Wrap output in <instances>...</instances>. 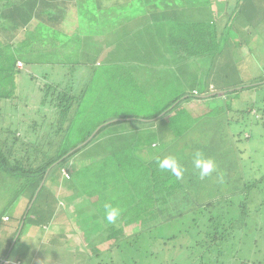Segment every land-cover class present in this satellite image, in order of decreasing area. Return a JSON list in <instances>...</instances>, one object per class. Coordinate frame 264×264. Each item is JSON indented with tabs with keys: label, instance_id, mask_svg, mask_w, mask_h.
Returning a JSON list of instances; mask_svg holds the SVG:
<instances>
[{
	"label": "trees",
	"instance_id": "trees-1",
	"mask_svg": "<svg viewBox=\"0 0 264 264\" xmlns=\"http://www.w3.org/2000/svg\"><path fill=\"white\" fill-rule=\"evenodd\" d=\"M226 2L225 12L217 10L214 16L211 0H0V169L11 180L6 178L11 188L9 204L27 199L3 254L5 260L0 264L8 261L21 236L33 251L30 249L29 258L19 259L20 262L29 264L34 255L43 251L56 253L59 237L43 244L45 229L60 217L58 212L62 208L56 210L58 202L73 199L77 201L75 208L84 214L78 227L97 250L86 256L84 264H105L101 261L105 252H110V264H142L148 257L158 256L166 264L248 263L253 243L249 239L255 234L257 240L263 237L258 218L264 221V160L254 159L255 164H249L251 159H247L240 168L233 169L237 171L232 176L228 171L233 165L228 166L230 162L225 156L234 150V135L240 136L242 132L245 141L252 135L241 125L246 112L250 115V107H239L238 98L234 101L231 95L255 90L260 96L252 105H258L261 116L264 112V65L258 76L253 66L264 40L256 32L258 44L254 40L244 43L238 39L242 29L236 25L242 17L247 23L259 13L264 17V0ZM11 12L14 16H10ZM111 33L116 36L114 40L99 41ZM101 45L102 49H95L96 56H88L89 51ZM105 47L113 50L108 54V64H97ZM242 47H248L246 53ZM64 48L71 52L63 53ZM224 48L257 57L245 68V64L240 65L250 79L238 76L232 57L227 55L237 74V81L228 80L229 65L222 72L223 67L215 61L221 60L219 52ZM155 53L163 59L166 55L174 56L181 64L206 66L201 73L203 91L193 88L160 107L161 100L156 98H165L182 82L176 80L168 63H155ZM31 54L39 57L41 63H48L45 73L35 75L16 68L17 58L27 64ZM59 54L65 60L58 59ZM214 69L219 70L213 74ZM8 70H15V75L10 78ZM18 76L20 80H16ZM27 81L29 96L24 89ZM108 92H112L114 106H120L119 100L128 101L130 96L142 94L154 98L153 106H159V110L144 117L120 115L118 111L112 117L114 120L101 121L81 133L88 120H93V111L102 110ZM191 99L199 100L198 106L206 105L200 121L219 116L223 128L219 130L225 132L228 146L207 147L208 150L202 147L200 152L205 157L220 161L216 168L219 172L204 178L192 167V159L175 155L186 168L183 178L178 180L158 169L155 158L167 156L163 142L168 144L180 134L162 138L156 130L152 134V127L158 116L167 115ZM184 113L186 110L178 112L180 120L174 115L166 119L163 129L183 128ZM228 113L241 114L236 119L229 118ZM260 123L264 126V120ZM128 124L132 125L130 130ZM244 150L237 149L241 160ZM53 179L57 185H52ZM202 187L209 190L206 196L210 197L219 190L222 195L221 190L225 189L228 195L223 196L224 209H212L217 205L213 202L202 204L203 197H196ZM94 194L96 199L92 200ZM105 203L121 209L116 223L107 222ZM92 207L101 214L91 218ZM208 207L211 209L206 215ZM122 222H126L124 229H130L129 232L121 231ZM33 231L34 234L29 233ZM92 234L95 236L90 239ZM153 243L160 245L153 249ZM242 252L243 258L247 257L243 261ZM114 258L121 260L116 262ZM61 259L58 264L64 263ZM249 260L264 264V255Z\"/></svg>",
	"mask_w": 264,
	"mask_h": 264
},
{
	"label": "rangeland",
	"instance_id": "rangeland-1",
	"mask_svg": "<svg viewBox=\"0 0 264 264\" xmlns=\"http://www.w3.org/2000/svg\"><path fill=\"white\" fill-rule=\"evenodd\" d=\"M226 0H211V6H212V12L213 15L216 16L217 14V10L220 11V9H224L223 13L226 10L227 4H226ZM55 9V8H54ZM10 8L7 7V11H9ZM14 16L13 12H11L10 16ZM263 13H259L257 15V18H255L254 20L251 19L250 23L244 22L243 17L240 18L238 21H236V25L238 28L242 29V37H238V39H240L241 41H243L244 43H248V42H252L253 40L256 42V44L259 43V40L256 37V32L261 33V36L263 37L264 40V17L262 16ZM224 15L221 14V17H223ZM220 17V16H219ZM263 20V22H262ZM240 21L247 23V24H242ZM6 25H4V27L2 28L4 30ZM2 27V26H1ZM1 27H0V32H1ZM19 33H16L15 35H17ZM14 35V34H13ZM115 34H107L105 37H103L101 40H99L100 42H104L103 39L107 40H114L115 39ZM106 45V43H105ZM228 46L230 47V45L228 44ZM257 47V46H256ZM261 47V46H260ZM96 48L102 49V45L101 46H97L95 47L92 51H89L88 56L94 57L97 55L96 53ZM106 49L103 50V52L100 54L99 59H97V64L99 62H103L104 64H108V54L111 53L113 50L109 47H105ZM243 49H245V53L246 50L248 49V47H242ZM65 49V48H64ZM61 49V51L63 53H68L71 51H67L66 49ZM257 49H259L257 47ZM116 50H114L115 52ZM8 52V49H7ZM240 51H235L232 52L231 49H221V51L219 52V55H222L223 57L220 59H216V63L219 64V67H223L222 68V72L224 71V68H227V65L230 64V59L227 57V55H230V57H232V61L233 64L235 65V68H237V72H238V76L240 78H242L244 80V78L246 79H250V77H248V74L243 73V71L241 70L243 67L240 65L241 64H245L244 68L246 67V65L248 66V64L250 63V61L252 62V58L254 57L253 54L250 55H243V54H239ZM242 52V51H241ZM243 52V53H244ZM154 55V54H153ZM156 56H158L155 53ZM257 55H259L258 57V61H255V65L254 69H255V73L257 76L259 75V73L261 74L263 72V67L262 65H264V43L262 44V47L257 51ZM61 55L59 54V58L60 60H65L64 58L60 57ZM155 57V56H154ZM255 59L257 57H254ZM28 63L25 64V62L22 59L17 58L16 60V68L19 70H24L25 72H30L32 74L35 75H39L41 73H45L47 71V67H48V63L46 62L45 64L42 62L41 63V59H39V57H34L33 54H31L30 56H28ZM39 59V60H38ZM84 59V58H83ZM154 59V58H153ZM38 60V61H37ZM112 60V58H111ZM160 60V61H158ZM223 60V61H222ZM179 60H175L174 56L169 57L168 55H166V58H162V55L159 54V56L157 57V64H169L172 69L174 70V75L176 78V80L179 79V81L182 82V84H176L175 89L173 90V92H171V94L167 95L165 98H163V96H161L160 98L157 97L156 100H161L159 101V106H163L165 105L167 102H171L173 100L174 97H178L179 94L181 93H186V91L188 93H190L189 91L193 88H196L197 90H199V92L203 91V77L201 75V73L204 72V69L206 68V66L204 65H199V64H194L193 62H188V63H182L178 62ZM34 64H31V63ZM37 64H36V63ZM91 62V61H90ZM40 63V64H38ZM50 64V63H49ZM181 64V65H180ZM231 65V64H230ZM229 65V67L227 68V70H229V72L226 73L228 80L231 81H237V74L235 73V71H233V69L231 68V66ZM261 66V68H260ZM253 68V67H252ZM143 73H145V69H142ZM215 71L213 72V74L217 73V69H214ZM217 70V71H216ZM9 74H10V78L11 76L15 75V70H8ZM251 71V70H250ZM253 71V70H252ZM258 73V74H257ZM25 74V73H24ZM24 74H20L22 77ZM26 75V74H25ZM245 75V76H244ZM252 75V74H251ZM250 75V76H251ZM21 76H18L16 78V80H20ZM218 76V75H217ZM217 76L215 75L214 78L217 79ZM253 78V77H252ZM230 82H226V83H230ZM8 84V82H7ZM26 87L22 84V87H25V91L27 92V95L29 96V90H30V84H28V81L25 82ZM9 86V84L7 85ZM7 86H5V88H7ZM241 86V85H240ZM211 89V87H210ZM17 91H19V89H17ZM141 90H139L140 92ZM112 92H108V97L104 98L107 99L105 105L103 106L102 110L99 109V111L94 112L93 111V120L91 122H89L88 120V125L87 127L83 128L81 130V133H84L85 131L91 130L92 128H94L97 124H99L101 121L107 120L106 123H108L110 120H114L112 119V117L116 116L117 112L119 111V113H121L120 115H134V116H151L154 113H156L159 110V106H153L155 99H150V98H145L144 95L140 94L139 97L136 96H130L127 100L128 101H122L119 100V104L120 106H114V104L116 103L113 96L111 95ZM95 96V93L92 95V97ZM184 96V95H183ZM233 97H231L234 101L237 100L238 98V106L239 107H243V109L247 108L249 109L250 107V115L246 112V120L241 124L243 125V130H246V132L248 131L249 133H251V137L249 139V141H245L244 137L242 136V132L240 133V136L234 135L233 140L231 141V144L233 146V152L231 154V152L227 153L228 156H225V158L227 159L228 162H230V164L228 166L233 165L231 168V170L228 171L229 175L234 176L236 174V170L233 171V169L237 168L240 166L241 162L245 163V161L250 160L249 164H255L254 159L255 160H260L263 159V154H264V126L261 125L260 121L264 120V112L261 116V112L259 109H257L258 105H256V107H254L252 105V103L255 101V98H257L256 96H260V94L256 93V91L254 90L253 92L249 93H242L241 95H231ZM254 96V97H253ZM150 99V100H149ZM130 100V101H129ZM148 102H152V105L149 106L147 105ZM199 100H189L187 101V103H183V104H179L176 107H172L173 110L171 112H169L167 115H160L158 116V118L155 120V124L158 125V132H160V135H169L172 138L176 137L177 135L180 134V136H178L174 141L169 140V143L166 144L165 141L163 142L164 145L167 148V152L166 155H171V156H175L177 157V155L184 160H188V159H192L193 158V154L197 151H200L202 149V147H219L220 145L222 146L224 144V146H228V143H226L224 140L226 139L224 137L225 132H223V130L220 132L219 128L221 126V119H219V116H211L209 118H204L203 120L200 121V117L203 115L205 109L203 107H206V105H202L198 106L197 104L199 103ZM256 102V101H255ZM96 103V100H95ZM98 103H96L94 106H96ZM256 104V103H255ZM93 106V107H94ZM92 107V101H91V106ZM92 107V108H93ZM210 107V106H208ZM237 108V107H236ZM180 110H186V113H184V127L183 128H179V127H175V131H171V128L167 129L164 127L163 129V122L166 121V119L171 118L172 115L173 118H178V112ZM241 114V113H240ZM240 114H229L228 113V117L229 118H239ZM118 118V117H117ZM142 118V117H139ZM256 119H258L259 121H257ZM178 120H180L178 118ZM242 120V119H241ZM240 120V122H241ZM102 125V124H100ZM219 125V126H218ZM129 127H131V124L127 125ZM99 125L93 130V132L91 134H93L97 129H98ZM239 127V126H238ZM223 129V128H222ZM130 130V128H129ZM133 130H131L128 134L132 133ZM161 131H163L165 134L161 133ZM155 134V133H152ZM156 135L159 137V134L156 133ZM165 136H162V138H164ZM149 138H150V134H149ZM152 138V135H151ZM155 138V136L153 137ZM168 138V137H167ZM154 140V139H153ZM207 148V150L209 149ZM243 148H246V150H244V153H242V160L240 159V152H237V149L239 150H243ZM205 150V152L207 151ZM203 151V150H202ZM207 153V152H206ZM217 156H221V154L217 155ZM254 156V158H253ZM234 157V159H233ZM253 158V159H252ZM234 160V161H233ZM192 161V160H191ZM216 164L218 165L220 163V161H216ZM184 165V164H181ZM186 166V165H185ZM185 168V167H184ZM225 169V167H223ZM240 168V167H239ZM186 169V168H185ZM217 170V169H216ZM215 173H218L216 172ZM238 172H240V170H238ZM213 179V178H212ZM222 179V178H221ZM16 181V180H15ZM215 181H217V178H215ZM20 182V181H17ZM218 182V181H217ZM14 183V180H13ZM10 183V184H13ZM52 185H57L58 182L57 180L53 179L52 180ZM8 182H6V175L3 173V171L0 169V199H3V197H8L10 195V187L7 185ZM7 185V186H6ZM14 185V184H13ZM17 186V185H16ZM225 186L224 185H221ZM13 188V186H11ZM203 190V191H202ZM209 191L207 188L202 187V189L200 190V193H198L196 195L197 198H200L201 196L203 197L201 199V203L205 204L207 202H213L216 207L212 208V209H224L222 207V202H224V198L223 196L228 195V192L225 189L221 190L222 195L219 193L218 191H216L215 196L214 197H210V196H206L207 191ZM206 196V198H205ZM214 198V199H211ZM91 199H96V195H92ZM209 199V200H208ZM76 199H73L72 201L67 200L66 203H61L60 201L58 202L59 205L57 206V211L59 210V206L60 209L58 214H60L59 218H56L55 220L51 221L50 224L48 225V227L45 229V233H44V239L42 241L43 244H47L49 243L48 240H50V238L53 240L54 238L59 237V243L58 245H56V253L52 252V251H43L40 255L36 254L34 255V257L32 258V260L30 261V263L33 261H37L36 264H58L60 259L63 260V264H84V261L86 259V256L92 253H96L97 250H94L92 248V245H89V243L87 242V237L82 233L81 229H79L78 225L81 221V219L84 217L82 215V212L80 210H77V208H75V204H76ZM199 202V201H198ZM220 203V204H218ZM27 204V199L24 200H19L16 203V206L14 207L15 212L11 211L9 208L8 211L10 215H21V213L24 211L25 207ZM64 204V205H63ZM210 207H208V210H206V215H209V211H210ZM55 211L54 214H57ZM91 218L94 215H100L101 211H97L95 208L92 207V210L90 211ZM53 214V216H54ZM57 214V215H58ZM90 218V219H91ZM18 219V218H17ZM6 220V219H5ZM8 220V219H7ZM75 225H74V224ZM258 226H260V228L262 229V236L261 238H258V240L256 239V234L253 235L249 241L250 243L253 242L251 244L252 247V251H250L251 255H248L249 259H255L258 256L264 255V221L261 218H258ZM121 231L124 229V225H126V222H122L121 224ZM251 225H254V222L251 221ZM45 227V226H44ZM256 227V226H255ZM1 231V230H0ZM60 231L63 233L64 235H60ZM125 232H129L130 229L126 228L124 229ZM256 232V231H255ZM30 234H34L33 232H29ZM196 233V232H195ZM66 234V235H65ZM259 234V233H258ZM10 235L12 237V232H10ZM60 235V236H59ZM55 236V237H54ZM95 236V234H92L90 239H92ZM2 238V235H0V239ZM24 237L21 236V238L19 239V241L16 243V246L13 248V250L10 252V256L8 258V261L5 262V264H25V260H27L29 257V252L33 249L30 248V244L29 242H24ZM31 238L33 239V236H31ZM14 239V236H13ZM255 240V241H254ZM13 241V240H12ZM124 241V240H123ZM1 242H3V240L1 239ZM254 242L256 244H254ZM160 243L156 244L153 243V249L157 246L159 247ZM11 246V245H10ZM107 247H110V245H107ZM0 249H2V247H0ZM31 249V250H30ZM33 251V250H32ZM259 252V253H258ZM262 252V254H261ZM37 253V250H35L34 254ZM47 255V256H46ZM110 255L109 253H106L102 255V260L105 264H110V259L108 260V256ZM121 255V254H120ZM45 256V257H43ZM111 257L113 258V254H111ZM247 258V257H246ZM246 258H243V252L241 254V261L246 260ZM19 259H24V263L20 262ZM100 259V257L98 258V260ZM248 259V263L250 262V260ZM106 260V261H104ZM114 260L116 262L120 261L121 259L119 258V260H117L116 258H114ZM162 261L161 256H158L156 258L153 257V259L151 258H147L145 259L144 263L142 264H159ZM170 259H168V263H169ZM1 262V260H0ZM29 263V264H30ZM162 263V262H161ZM247 263V264H248ZM137 264H141V263H137ZM162 264H166L165 261ZM249 264H253V263H249Z\"/></svg>",
	"mask_w": 264,
	"mask_h": 264
},
{
	"label": "clouds",
	"instance_id": "clouds-1",
	"mask_svg": "<svg viewBox=\"0 0 264 264\" xmlns=\"http://www.w3.org/2000/svg\"><path fill=\"white\" fill-rule=\"evenodd\" d=\"M155 163L162 172L170 173L178 180L183 178L184 172L186 171L175 156H157L155 158ZM192 167L198 170V174L201 178H204L210 176L216 170L217 164L213 158L205 157L200 151H197L193 154ZM104 210L105 218L109 224L116 223L121 215V209L113 206L111 203H105Z\"/></svg>",
	"mask_w": 264,
	"mask_h": 264
},
{
	"label": "crops",
	"instance_id": "crops-1",
	"mask_svg": "<svg viewBox=\"0 0 264 264\" xmlns=\"http://www.w3.org/2000/svg\"><path fill=\"white\" fill-rule=\"evenodd\" d=\"M7 37L9 38L8 35H7ZM155 130L159 131L158 125H156L154 123V125L152 127V131L155 133ZM6 178H7V180H10V178H8V177H6ZM24 199L25 198H20L19 200H24ZM9 201H10V195L8 197L4 196L3 199H0V230H1L0 235H2L1 239L3 240V242H1V239H0V247H2V249H0L1 263H3L5 260V258L3 257V254L5 252V249L7 248V244H9V241L11 239L10 232H12V234H13L14 229L16 227V222L19 219V217L21 216V215H17V214L16 215H10L9 214L10 211H8V210L10 208L12 209V210L10 209L11 211L15 212L14 207L16 206V203H17V202H14L12 205H10Z\"/></svg>",
	"mask_w": 264,
	"mask_h": 264
},
{
	"label": "water",
	"instance_id": "water-1",
	"mask_svg": "<svg viewBox=\"0 0 264 264\" xmlns=\"http://www.w3.org/2000/svg\"><path fill=\"white\" fill-rule=\"evenodd\" d=\"M94 133H95V132H94ZM94 133H93L92 135H94ZM92 135H91V136H92ZM91 136H90V137H91ZM89 139H90V138H89ZM16 237H17V235H16ZM16 237L14 238V240H13L11 246L14 244Z\"/></svg>",
	"mask_w": 264,
	"mask_h": 264
}]
</instances>
